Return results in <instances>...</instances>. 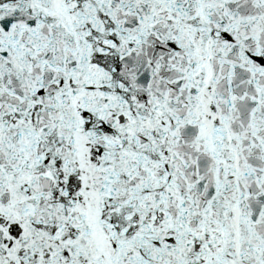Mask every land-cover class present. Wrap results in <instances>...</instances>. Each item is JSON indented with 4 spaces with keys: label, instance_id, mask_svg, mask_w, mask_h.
I'll use <instances>...</instances> for the list:
<instances>
[{
    "label": "snow or ice",
    "instance_id": "snow-or-ice-1",
    "mask_svg": "<svg viewBox=\"0 0 264 264\" xmlns=\"http://www.w3.org/2000/svg\"><path fill=\"white\" fill-rule=\"evenodd\" d=\"M0 264H264V0H0Z\"/></svg>",
    "mask_w": 264,
    "mask_h": 264
}]
</instances>
